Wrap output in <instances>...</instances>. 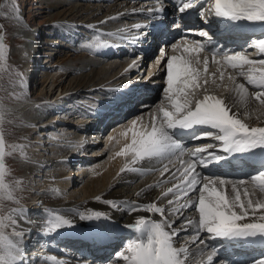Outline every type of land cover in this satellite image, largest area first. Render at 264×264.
Returning <instances> with one entry per match:
<instances>
[{"label": "snow or ice", "instance_id": "obj_1", "mask_svg": "<svg viewBox=\"0 0 264 264\" xmlns=\"http://www.w3.org/2000/svg\"><path fill=\"white\" fill-rule=\"evenodd\" d=\"M173 2L176 11L171 27L207 40L206 43L197 41L195 45L170 44L173 50L183 48L186 53H194L197 57L195 62L191 56H168L161 47L158 63L165 62L166 84L163 99L167 101V106L161 104L159 114L152 115L149 124L142 123L141 117H137L131 119L128 126L119 133L128 142L123 144L115 156L132 157L131 161L120 169L121 173H139L142 169L136 165L145 160L154 161L161 167L147 171H159L162 179L158 184L149 187H163L169 183L172 185L159 197L167 201V208L156 202H124L130 204L125 211L158 214L159 219L142 215L134 223L126 225L136 235L123 251L117 253L123 264H223L219 257L223 248L249 244L264 246V126H253L247 122L253 111L264 115V59H251L243 51L213 47L212 61L221 69H238V74L228 75L232 83L226 86L227 97L208 94L195 100L193 106L196 90L202 83H208V59L203 61V70L198 65L199 53L207 45L213 44L209 31L219 25L233 31L255 25L264 29V0H199V5L195 0ZM190 10L196 12L204 26L198 31L187 28L186 24L181 25V19L190 15ZM17 11L14 0L11 7L7 0L0 4V17L15 16ZM164 12L163 7H157L154 11L152 8L147 9V14L154 19L157 14L163 16ZM118 18L119 16L108 19ZM101 23H107V20ZM147 27L148 25L143 24L133 26L136 30ZM0 28H3L2 24ZM128 31L120 30L121 39H130L133 43L144 39L143 35L125 36L124 33ZM108 35L115 36L117 33ZM4 41L5 35L0 33V73L8 64L9 48ZM112 46L114 45L109 40L101 39L100 36L84 45L85 48L94 50ZM249 47L258 49L259 53L264 55V38L250 41ZM219 53L223 54L218 58ZM133 70H141L137 60H134L125 72ZM15 76L16 79L12 83L23 88V74L17 71ZM202 77L204 79L201 83ZM149 78L148 74H145V80ZM219 78L224 80L223 70L220 71ZM238 78H243L245 82H240ZM249 86L256 90L250 91ZM259 118L257 116V119ZM4 124L5 106L0 102V264H24L19 240H22L26 233L22 228L17 230V225L18 218H26V210L18 207L11 209L8 214L4 212L5 201L19 203L16 190L21 183L19 180L9 179L12 171L6 158L17 152V145L7 143ZM185 136L193 140L212 138L218 142L219 149L227 154V157L241 160L256 157L260 161V168L254 173H249L247 179L202 175L197 170L198 166L208 168L219 164L225 160V156L218 155L215 150L209 151L210 147L214 149L216 146L197 148L191 153H186L182 143ZM114 139L115 137H109L110 141ZM186 155L189 157L187 160L184 159ZM173 158L179 159L180 165L170 169L168 164L173 163ZM96 199L101 201L102 197ZM102 202L113 209L119 210L123 207L114 200ZM42 210L46 214L41 225L43 235L74 229L78 227V219L95 225L96 235L104 238V222L112 220L109 213L95 210L77 213L75 218L55 209ZM188 210H191L193 215H185ZM9 228L19 239L15 242L8 240L6 244L5 230ZM181 240L183 242L178 245ZM209 241H219V247L210 245ZM44 260L45 264H68L66 260L51 255L45 256ZM254 264H264V258L255 260Z\"/></svg>", "mask_w": 264, "mask_h": 264}, {"label": "rangeland", "instance_id": "obj_2", "mask_svg": "<svg viewBox=\"0 0 264 264\" xmlns=\"http://www.w3.org/2000/svg\"><path fill=\"white\" fill-rule=\"evenodd\" d=\"M5 2L6 0H0V4H4ZM7 2L9 7H11L13 0H7ZM14 4L18 10L15 16L10 15L0 17V24L3 25V28H0V33L5 35L4 42L9 48L8 64L5 66V70L0 73V76H2V79H0V102H2L5 106L4 127L6 132V141L9 144L17 145V152L12 157L6 158V162L12 171V176L9 179L19 180L21 183L19 188L16 190L19 203L17 204L12 201H5L4 212L5 214H8V212H10L13 208L23 207L26 210V218H18L17 230L21 229L23 225H26L27 222L24 220L35 219L37 222V229L38 231H41L42 220L46 215L42 209H55L60 212L59 209L63 205L62 203L67 200L72 202L74 200L79 201L84 198L86 199L88 196L87 191L89 188L93 187V180L96 179L97 181L103 177L102 172H94L92 169L107 162L110 156L119 150V144L114 139L112 140V143L110 142L108 146L109 148H107L104 145V138L97 139L98 142H96V144L89 146L86 149L85 152L88 157L78 160L77 162L74 161V163L70 160L67 164H65L64 162L66 161V157H62L65 155V152H61L59 157L57 156L59 161L57 160V162L51 165L50 162L43 161L41 158L44 155L53 156V154H45L44 151L39 152L37 149H30L31 146L29 140L32 141L33 138L37 139V132L35 133V131L38 130V127H33L29 124L26 118L28 115L30 117V113H28V109H26L28 107H20V110L17 107L18 111H12L14 109L13 106H17L19 102L24 100H28V104H33L35 101L37 103H39V101L43 102L51 96H57L60 91L64 92L67 97L70 95L83 97V92H88V90L90 92L95 86H88L89 83L86 81V78L88 77L84 78L86 79L85 81L80 79L79 83H74V79H77V77H80L81 75H87L88 73H91L92 70H99L104 65L107 68H110V72L107 75L105 74V76L108 77L106 80L102 79V75H100L97 78L99 83L108 82L113 79H126L127 77L123 75V73L119 72V63H122L126 60V58H129L128 55L120 58L114 57V59H100L92 52L91 49L85 48L84 45L91 40H94L96 36H100L101 39H107L109 37L108 35L102 34L98 31L106 29L98 27L92 28L90 26H95V24L97 26L99 22L105 20H107V24L110 27L116 22L127 24L132 16L128 14V11H131V9H127L132 8L133 3L129 2V0H14ZM76 4L80 5L79 8L72 11L73 5ZM114 15L119 16V18L116 20L108 19ZM17 16H19V18H17ZM63 23H67L71 26L83 24V27L79 26V28H77L78 32L73 34L70 39L67 36H55L57 34L55 33V27L58 24L60 25ZM22 27L25 28L28 33H30L32 29L43 33L42 35L39 34L40 38L38 40L40 42V49L37 52L36 61L38 65L40 64L39 67L35 68L33 64H30L32 60L29 62V59L31 58L27 55L28 40H26V36L22 35ZM86 27H89L90 29ZM50 43H52L53 46H51ZM178 53L180 55L191 56L193 62L196 60V55L192 53L188 55L184 54L180 50ZM85 60H88V64L84 62ZM27 62H29L28 65L26 64ZM80 62L83 63L80 64ZM76 65L79 66L76 68ZM52 67L58 68L52 70V72H57V77H60L58 82H55L57 77L54 79H48L45 77L46 75L42 77L44 71L48 72L52 69ZM145 67L146 65H144V68ZM198 67L203 70V65ZM69 68H71V71L74 68L75 69L68 76H66L67 74L65 73L70 70ZM221 70L225 73L223 81L219 78ZM17 71L23 74L25 85L23 88H21L18 84L12 83V81L16 79L15 72ZM215 72L217 74H215V79H213V73ZM208 73L209 74H207L206 77L208 79V83L203 85L202 81L204 77L201 78L202 86L195 92L193 100L194 103L195 100H198V97H200V93H206L207 91L209 94L221 97V93L227 89L226 86H229L231 82L228 79V75L233 72H230V69L227 68L221 69V67L216 63L209 61ZM59 74H61V76H58ZM165 79L166 77L162 78L163 81ZM59 83L60 85H58ZM164 87L165 84L160 89L159 96L164 94ZM139 116L142 119V123H150V118L152 116L149 115V111L144 112ZM76 117L77 116H73V119L71 118V120H76ZM129 120L118 124V126L123 130L126 126H128ZM70 126V124L62 125L64 128ZM71 128H73V126H71ZM42 130L45 131V129ZM48 132V135L52 134L51 130ZM20 146H23V148L21 149ZM70 146H74V140L70 143ZM76 152L77 150H75V153ZM96 155H98L97 159H95ZM60 159L64 161L61 163ZM131 159V157L127 156L124 166L129 163ZM37 165L40 166L39 171L34 168ZM77 166L80 167L78 168V172L83 173L80 175L76 173V176H74V178H76V183L73 187L62 189L60 185L61 182L67 176L73 174V170H76L75 168H77ZM58 170H62L63 174L57 175L56 171ZM114 177L112 176L110 178V182H108L111 183L110 185H112ZM71 180H73V178ZM94 188L96 191L93 195L98 194L103 189V183L101 185H95ZM38 196H41L40 199L44 200V204H41L40 208H35L33 199ZM23 227L22 229H24ZM63 231L65 230L59 231L57 235ZM37 233L40 235L41 241H44V238H47L48 236L53 237L56 234L43 235L42 232ZM5 236L6 244L8 240L13 239V237L15 238L10 228L5 230ZM118 244L119 243L117 242V245ZM85 245L88 246L87 243ZM117 247L114 251H112V254L116 253V250L118 249ZM47 254L56 258L59 257V254L51 249L47 250ZM39 264H45V260H42ZM48 264L50 263L48 262Z\"/></svg>", "mask_w": 264, "mask_h": 264}, {"label": "bare ground", "instance_id": "obj_3", "mask_svg": "<svg viewBox=\"0 0 264 264\" xmlns=\"http://www.w3.org/2000/svg\"><path fill=\"white\" fill-rule=\"evenodd\" d=\"M130 1L136 5V4L140 3L141 0H130ZM154 2H155V0H151L150 3H154ZM163 2L165 3L167 1H163ZM79 6H80L79 4L73 5L72 11L77 10L79 8ZM125 12H127V11H125ZM58 14H60V13H58ZM116 16L117 15H114L113 17H116ZM112 20H116V19H112ZM139 21L140 20H138V21L134 20L131 23H138ZM101 22H99L97 24V26L95 24V27L107 29L110 31L114 28H118V27L123 26V24L120 22L114 23L113 26H111V27L108 26L107 23H101ZM81 25H83V24H81ZM81 27H83V26H81ZM55 28H56L55 31L57 32V34L55 36L62 35V36L68 37V36H71V33H73V32H70L71 31L70 27L66 23L65 24L63 23L60 25L58 24ZM21 30H22V35L26 36V38L28 40V42H27V46H28L27 55H29L30 56L29 58H31V59H29V62L32 60V62L30 64H33V66L38 67L37 62L34 61L35 55H36L35 50L37 49V47H39L37 45V41L39 40L38 37L34 38L35 37L34 35H36L37 32H33L34 29H32V31L30 33H28V31L23 27ZM68 33H69V35H67ZM39 34L42 35L43 33L42 32L40 33V31H39L38 35ZM29 37L34 38L33 40L35 41V44L29 43ZM110 37H114V36H110ZM261 38H264V36ZM177 41L178 40H174V42H172V43H178V42L182 43L180 41H178V42ZM172 43H169L168 47L170 49H171L170 44H172ZM123 44H125V43H123ZM50 45L53 46L52 43H50ZM142 52L138 51L136 53L137 55L134 58L129 57V58H126V60H124L122 63H119V65H120L119 72H121V73L125 72V69H127L128 66L134 60H137L138 63H140V65L142 64L141 67H143L144 63H146L147 59L151 56V53L147 52L145 54V57L142 58ZM255 53H256V50L251 49V50H249V53L247 54V56L251 59H264V56L262 54L257 56V55H254ZM221 54L222 53H219V55H221ZM229 54H231V53H229ZM32 55L34 56V58L31 57ZM114 56L115 55H112L111 57H109L107 59H111ZM195 58H197V57L195 56ZM205 58H208L205 54H199L200 64L198 66L203 65V61ZM87 61L88 60H85L84 62L86 64H88ZM158 61H160V58H157L156 61H154L150 64V67L148 70L149 74L155 73L156 71L160 72L162 70V66H159L160 63H158ZM29 62H27L26 64L28 65ZM82 63L80 62V64H82ZM78 66L76 65V68ZM55 69H58V68L52 67V69H50L48 72L44 71L42 77L46 75L45 77L48 79L49 78H52V79L56 78L57 72L56 71L52 72V70H55ZM69 69H67L69 71L65 73V74H67L66 76H68L75 68L72 71H71V68H69ZM228 69H230V72H233V73H231L232 75L238 74V71H239L238 69L234 70V69H231V67ZM109 72H110V68H107L104 65L99 70L95 69V70H92V72L88 73L87 75H81L80 77H77V79H74L73 82L79 83L80 79H83L84 81L87 79L86 81H87V83H89L88 86L90 85V86L96 87V86H99L102 84V83H99L97 78L100 75H102L101 76L102 79L106 80L108 77H106L105 74L107 75V74H109ZM137 72H138L137 70L136 71L134 70L133 72H131V75L137 74ZM207 74H209V73H207ZM215 74H217V73L215 72ZM58 76H61V74H59ZM137 76H138V74L135 77H137ZM86 77H88V78H86ZM127 77H128L127 80L132 79L130 77V75ZM84 78H86V79H84ZM59 79H60V77H57L55 79V82H58ZM154 79L155 78H153L152 80H154ZM238 79L240 80V82H245L243 80V78H238ZM71 80H73V79H71ZM60 83L58 85H60ZM231 83L232 82H230L229 86L231 85ZM153 84H155V83L153 82ZM165 84H166V79H165ZM249 88H250V91L256 90L255 88H253L251 86H249ZM160 89H161V87L158 88L157 92L154 95L155 97H153L152 100L148 101L146 103V105H144L145 107L140 108L137 111L130 113L127 116V118L121 122L128 121L129 119L131 120V118L134 119V118L140 117L139 116L140 114H142L144 112H148V111H149V115H151V116H152V114H154V115L159 114L160 105L163 104V105L167 106V101L163 99L164 94L162 96H159ZM60 92H62V91H60ZM83 93H89V90H88V92L85 91ZM200 94H203V93H200ZM208 94H204V96L208 95ZM211 95H213V94H211ZM204 96H202V97L200 96L198 98L202 99ZM227 96H228V89L224 90L223 93H221V97H227ZM49 103H50V101H49ZM59 103L60 102L58 100H56V101L50 103L49 106L56 108L57 107L56 104H59ZM86 103H87V100L80 99L78 101H74L72 104H69L67 107H65L63 109H60L58 111L57 115L55 116V120L61 121L59 123H55L54 121H51V118L54 116V112H48L47 117H45L44 119L41 120L39 117L41 116V114L44 113V111L42 110L44 105L39 106V105H37L36 101L33 104L32 103L28 104V100H24L22 102H19V104H17V106L16 105L13 106L14 109L12 111H14V110L18 111L17 107L19 108V110L21 108L28 107L26 109H28L27 112L30 113V117L28 115V116H26V118H27L29 124L33 127H37L39 124H41L42 127L46 128V126L49 123H53V125L49 124L50 127H47V130H45V131L42 130L43 128L39 129V131L38 130L35 131V133L37 132V137H36L37 139L33 138L32 141L29 140L30 146H31L30 149L31 150L37 149L39 152L44 151L45 154H53V156L44 155L41 158V160H43V161L50 162L51 165L53 163L57 162L59 154L61 152L62 153L65 152V155H63L62 157H66V161L64 163L67 164V162H69L70 160L72 161V163H74V161L77 162L78 160H81V158H79V157L75 158V157L71 156L72 153H75V150H77V152L81 151L82 154H84V155H86V157H88L87 153L85 152L86 149L89 147L87 142H86L87 133L84 130H78V128L75 126V124H71V126H73V128H71V126L67 127V128L62 127V125H66V124L68 125L70 123L83 122L85 120V118H87V113H86L87 111L85 109V108H87ZM35 104L37 106H34ZM68 108H70V109H68ZM62 110H64V111H62ZM73 116H77L76 120H74V121L71 120V118L73 119ZM257 116H259L260 118L257 119ZM150 120H151V118H150ZM247 122H249L253 126H264V115H261L259 112L253 111L252 117L250 119H248ZM51 128H53V129H51ZM49 129L52 131V134L51 135L49 134L45 137L44 135L49 133L48 132ZM121 131H122V129L118 125H116V123L112 122L110 124V126L107 127V130L104 132L105 134L102 135L104 138L105 147L109 148L108 146H109L110 142L112 143V140L110 141L109 137H115V140L119 141L117 143L119 144L118 145L119 146L118 151H120L123 144L128 142L127 140L123 139L119 135V133ZM55 133H56V136H55ZM96 138L97 139L99 138L98 135L97 136H91L93 143L96 142ZM187 138H188L187 140L189 142L188 145L194 146V147H199V148H202L205 145L209 144L208 142L215 141L212 138H205V139H198V140H193L190 137H187ZM73 140H74V146L71 147L70 143ZM129 140H130V136H129ZM216 146H218V145H216ZM96 152H97V150H96ZM186 153H191V152L186 151ZM95 154H99V153H95ZM129 157H131V155H129ZM97 158H98V155H96L95 159H97ZM126 159H127V157H125V156H115V153L112 154L107 162H105L104 164H101V165L97 166L96 168L92 169V171H94V172H99V171H100V173L102 172L103 177L97 181H96V179L93 180V187L89 188V190L87 191L88 196L86 197V199L84 198V199L79 200V201L74 200L72 202L70 200H67L66 202L62 203L63 205L59 209L60 213L68 215L70 217L75 218L77 213L91 212V211L95 210V211H101V212L109 213L112 217V220L108 221V222H104V226L106 228V235L104 236V238H99L96 235L97 228L95 225H93L89 222H86V221H79L78 219L76 220L78 227H76L74 229H65V231H63L59 235L56 234L53 237V242H51V244L48 246V248H50L53 251L58 252V254H59L58 259L66 260L68 262V264H88L85 262L86 258L91 259V262H92L91 264H123V261L119 260L117 253L120 251H123L125 249L127 243L130 240H132L136 235V233L132 229H129L128 227H126V225L134 223V221L139 216H142V215L143 216H149L150 215L153 219H159L158 214H149V213H146L144 211H137V212L125 211L124 209L130 207V204L124 203V202H133V201L136 203L156 202L158 205H163L167 208V201L161 200V199H159V197L161 196V193L166 190L167 187H170L172 185L169 183V184L164 185L163 187H149L151 185L158 184L161 181L162 177H161V173L159 171L148 172L147 170L152 169V168H160L161 165L155 163L154 161L145 160V161H142L140 164L136 165V167H139L140 169H142L141 172H139V173H130V172L121 173L120 169L124 167V163L126 162ZM184 159L187 160V159H189V157L186 155L184 157ZM62 161H64V160H61V163H62ZM50 163H48V164H50ZM244 163H246L247 165H250V168H248L246 170H241V169L228 170L224 167H219V168H213L211 170H204L200 166H198L197 170L202 175H205V176L224 177V178H231V179H247V176L249 173H254L260 168V164H251V163L246 162V161H244ZM179 165H180L179 159L173 158V163H169L168 167L170 169H172L175 167H179ZM34 168L38 169V171L40 170L39 169L40 166H38V165L35 166ZM78 168H80V167L77 166V168H75L76 170H73L74 173L71 174L70 176H67L61 182L60 185H61L62 189L74 186V184L76 183L75 182L76 178H74V176H76V173H78V175L83 173V172H78ZM56 173H57V175H61V174H63V171L58 170V171H56ZM112 176L113 177L115 176V177H114V180L112 182V185H110L111 183H108V182H110V178ZM166 176H167V174H165L164 178H166ZM72 178H73V180H71ZM62 179H63V177H62ZM102 183H103V189L101 190V192L93 195L94 192L96 191L94 186L95 185H101ZM96 197H102V200H114L118 204H122L123 207L120 208L119 210L113 209V208H111V206L104 204L102 202V200L97 201ZM40 198H41V196L33 199L34 200L33 202L35 204V208H37L36 204H39L38 200H40ZM185 215H193V213L191 212V210H188L185 212ZM38 218H39V216H38ZM23 228H24L23 230L27 231L29 229V224L26 223V225H24ZM182 236L186 237L187 234H182ZM119 237H120V239L122 238V241H121L122 243L119 246L121 249H118L116 251V253L113 254V256L110 253H106L103 250L98 249V247H100V246H106V247L110 246V249L113 250V248L116 244L115 245H114V243L112 244V241L114 242V240H116ZM58 239H67L70 241L85 240L87 242H90L91 246H90V249L88 251L85 248L79 249V242H73L72 244H69L71 247L70 246L62 247L61 245H57V244H60V243H58L59 242ZM14 241H16V239H14ZM182 242H183L182 240L179 241L178 245H179V243H182ZM209 244L210 245L215 244L219 247V241H209ZM251 245H252L251 247H249L247 250H245L244 252H241V253H239V252L230 253L229 249L223 248L219 253L220 260L223 262V264H254L255 260L264 258V246H262L260 244H251ZM101 254L103 255V257L99 258L98 256H100ZM45 256H48V255H45ZM45 256H43V258H42L43 260H44ZM49 263L51 264V262H49Z\"/></svg>", "mask_w": 264, "mask_h": 264}]
</instances>
